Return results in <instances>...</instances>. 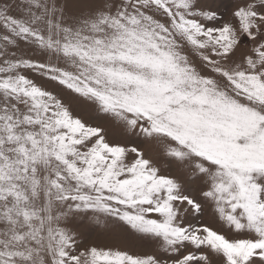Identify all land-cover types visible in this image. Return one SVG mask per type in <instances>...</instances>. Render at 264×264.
<instances>
[{
	"label": "snow or ice",
	"instance_id": "snow-or-ice-1",
	"mask_svg": "<svg viewBox=\"0 0 264 264\" xmlns=\"http://www.w3.org/2000/svg\"><path fill=\"white\" fill-rule=\"evenodd\" d=\"M66 95L155 142L197 188L110 141ZM206 205L226 231L186 220ZM85 222L155 250L81 248ZM210 257L264 264V0H0V264Z\"/></svg>",
	"mask_w": 264,
	"mask_h": 264
},
{
	"label": "rangeland",
	"instance_id": "rangeland-1",
	"mask_svg": "<svg viewBox=\"0 0 264 264\" xmlns=\"http://www.w3.org/2000/svg\"><path fill=\"white\" fill-rule=\"evenodd\" d=\"M241 3V0H201L202 6L217 7L222 5H227L230 8L234 7L236 4ZM222 10V9H221ZM14 15H18V13L13 12ZM229 16L226 15L225 19H228ZM247 49L240 48L237 49L236 57H240ZM27 53L31 58L45 61L46 56L33 52L31 48L25 47L23 43L20 45V51L18 55ZM190 59H192L197 66H199L198 58L189 52ZM25 74L30 78L35 80L36 83L43 85L50 90L53 89V82H49L46 78L39 76L36 73L31 72L30 70H24ZM65 102L71 103L74 110L77 114L81 115L82 118L89 123H102L104 127L108 128V138L110 141L119 142V143H127L129 146H138L145 152V155L157 164L158 167L161 168L163 174L172 175L178 179H180L185 184L189 185L193 190H195L198 186V181L189 182L186 175L181 172V165L177 162L169 160L166 158L162 152V150L155 144V142L147 141L142 136L128 134L124 135L121 133L119 129H115L111 126V124L104 120L102 116L97 115L95 111L89 108L86 104H77V102L71 100V97L65 96ZM131 159V156L129 157ZM195 194V191L193 192ZM186 220H190L195 223H204L208 224L214 229L219 231H226L224 226L218 221L217 217L214 215L211 206L206 205L204 208V213L202 216L200 215H192L186 214ZM77 231L80 233L79 239L81 240V248L85 246H98V247H112V248H120L126 249L132 252H141V251H154L155 244L150 241L142 240L137 237H133L128 233L121 231L119 229L113 231L110 226L108 229H105L100 226H96L94 224H89L85 222L77 228ZM166 258V257H165ZM213 264H216V258L210 257Z\"/></svg>",
	"mask_w": 264,
	"mask_h": 264
}]
</instances>
